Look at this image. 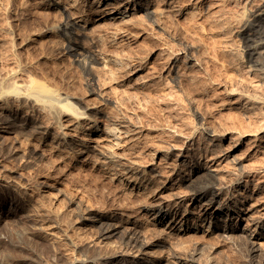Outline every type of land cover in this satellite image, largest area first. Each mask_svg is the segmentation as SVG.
<instances>
[{"label":"bare ground","instance_id":"obj_1","mask_svg":"<svg viewBox=\"0 0 264 264\" xmlns=\"http://www.w3.org/2000/svg\"><path fill=\"white\" fill-rule=\"evenodd\" d=\"M36 1L64 17L58 30L67 38L72 63L81 68L91 94L99 102L82 104L68 92L26 76L22 66L15 64L0 74V130L24 134L45 147L54 144L50 146L60 160L69 158V163L95 167L109 183L131 197L143 199L141 209L153 230L164 226L172 236L199 233L202 238L219 232L223 239L239 242L237 246L245 251L247 264H264V0H242L249 6L238 8L229 18L219 13L213 18L211 30L212 35L216 32L214 39L219 37L218 53L212 49L219 54L215 55L222 70L213 78L195 57L198 46L187 42L181 44L183 50L162 43L151 57L149 53L108 49L135 38L137 28L139 35L144 19L165 32L163 13L194 15L193 8L175 0ZM214 1L216 7L221 3ZM229 29L242 41L243 60L235 48L225 46L224 34ZM193 68L200 73L190 71ZM164 74L170 76L172 88L181 93L195 125L186 123L190 125L186 127L183 123L182 130L180 124L144 121L146 104L153 103L162 112L175 115L185 107V103L181 107L168 83L162 82ZM192 94L196 98L190 97ZM202 100L218 111H230L236 122L232 124L234 117L227 121L233 127L209 125L208 115L198 109ZM123 101L130 107L125 103L123 106ZM198 138L205 141L196 145ZM244 146V151L239 150ZM2 149L0 146L4 154ZM222 162L233 164V172L222 170ZM200 180L202 186L190 195L182 190ZM254 181L249 187L248 183ZM154 182L158 184L152 187ZM0 187L21 197L26 193L25 188L1 177ZM166 191L170 197L164 195ZM209 194L210 201L202 203ZM187 199L181 211L178 205ZM216 200L218 205L209 210ZM25 202L31 205V201ZM106 216L96 217V221L107 220L99 238L120 231L123 249L115 256L113 250L114 259L103 264H184L183 253L171 245L170 258L155 257L150 248L162 247L163 242L150 243L141 237L137 217L122 218L120 228L113 216ZM68 257L71 264H89L87 259Z\"/></svg>","mask_w":264,"mask_h":264},{"label":"rangeland","instance_id":"obj_2","mask_svg":"<svg viewBox=\"0 0 264 264\" xmlns=\"http://www.w3.org/2000/svg\"><path fill=\"white\" fill-rule=\"evenodd\" d=\"M175 1L179 5L193 8L192 14L194 15L175 17L173 14L163 13L161 24H163V28L167 27L165 32L158 31L153 24L144 19L142 23L140 22L139 28L143 31L141 30L140 33L139 30V35L137 28L135 38L128 39L122 46L108 49L115 52L124 49L128 51L126 53H149L147 56L151 57L156 47L162 43H169L168 45L173 47L172 49L183 50L181 44L187 42L198 46L199 50L194 53L195 57L201 60V67L208 71L210 77L216 76L222 70L216 58V55L219 57V54H216L218 53L216 49H218L219 37L218 39L212 37L216 34L215 32L212 35L211 30L214 25L212 24L213 18L219 15L229 18L238 8L249 5H244L242 0H221L217 7L212 5L214 0ZM38 3L40 4L36 0H0V74L16 64L22 66L23 74L26 76L37 77L40 82L48 83L54 88L57 87V89L68 92L82 104L98 103L99 100L91 94L90 88L87 86L81 68L72 63L68 50L69 44L65 41L67 38L58 30L60 27L58 24L62 23L64 17ZM224 36L227 44L225 46L235 48L243 60L240 38L230 29L225 32ZM212 48H215L216 53ZM197 69L193 68L190 71L199 74L200 70ZM210 77L208 79L212 81L213 77ZM162 78V82H167L168 88L172 89V92L175 91V95L177 93L182 107L184 105L182 103L185 101H183L181 93L172 88L170 76L164 74ZM190 97L195 96L192 94ZM195 100H200V98ZM202 101L199 103L202 108L206 107L205 104H208V108L199 107V101L195 103L200 112L208 115L206 121L209 125L225 128L228 124L227 127H230V121L234 117L230 111H227L228 113L218 111L217 107L211 106L212 103L205 100L203 103ZM124 103L129 105H127L128 108L130 107V103L123 101V106ZM145 107V113L143 112L142 116H144V121L149 123L161 121V123L169 124L170 122L169 125L180 124V128L183 123L184 125L186 123L195 125L196 123L195 117L189 111L186 103V108L182 107V109L185 108L184 110L180 108L176 112L177 116L174 112L170 113L171 115L162 112L153 103L150 106L146 104ZM173 114L176 116L175 118ZM218 115L220 116L218 117ZM159 117L161 118L159 119ZM235 122L234 117L232 124ZM188 124L186 127L191 125ZM232 124L231 127H233ZM0 136V146L4 147L2 149L4 154L0 153V177L25 188L26 191V195L21 197L22 194L19 196L11 189L6 188L5 190L0 187V242L2 243L0 244V264H71L66 258L68 255L69 259L73 257L80 261L87 259L89 264H99L100 262L103 264V261L108 260L110 262L114 259L113 256L123 249V241L120 231H118L119 234L115 233L109 238H99L100 230L107 222L105 219L96 221L97 215L101 214L104 216L107 214L108 217L113 216L114 222L120 228H122V218L137 217L141 237L150 243L163 242L164 246L151 247L149 250L155 254V257L158 256L157 258L162 256L170 258L171 256L168 254L171 245L175 246L180 254L183 253L184 264H204V261H208L205 264H247L245 251L242 247L237 246L239 242L228 238L223 239L218 235L219 232L212 230V234L202 238L199 233L196 236H172L164 226L153 230L146 223L148 216L142 212V198L131 197L123 189L112 185L99 170L90 164L82 165L73 162L70 164L69 158L60 160L57 151L54 152V149L51 148V146L54 147V144L50 143L45 147L39 145L33 138L18 132L13 133V131L0 130ZM198 139H195L196 145L205 141L204 138ZM258 144L263 146L260 140H258ZM245 148V146L240 147L239 150L244 151ZM220 167L229 172H233L234 169L230 162H222ZM202 180L182 190L190 195L194 189L202 186ZM253 183L255 181L249 182L248 186L252 187ZM157 184L154 182L152 187ZM210 194L201 200L202 203L210 201ZM164 195L170 197V193L167 191ZM24 198L31 201V205L27 206ZM218 201L209 205V210L212 209L210 207L218 205ZM15 203L16 205H14ZM187 203L188 199L178 205L181 211ZM39 230L42 233H39ZM48 232H53V234ZM104 249L105 252L107 251L106 253Z\"/></svg>","mask_w":264,"mask_h":264}]
</instances>
